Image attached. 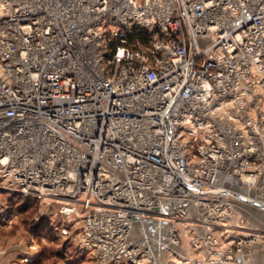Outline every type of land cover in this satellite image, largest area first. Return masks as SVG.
<instances>
[{"label": "built area", "instance_id": "built-area-1", "mask_svg": "<svg viewBox=\"0 0 264 264\" xmlns=\"http://www.w3.org/2000/svg\"><path fill=\"white\" fill-rule=\"evenodd\" d=\"M0 184L61 204L97 264H249L264 0H0Z\"/></svg>", "mask_w": 264, "mask_h": 264}, {"label": "rangeland", "instance_id": "rangeland-1", "mask_svg": "<svg viewBox=\"0 0 264 264\" xmlns=\"http://www.w3.org/2000/svg\"><path fill=\"white\" fill-rule=\"evenodd\" d=\"M25 200V196L16 191L0 189V221L7 224L0 226V240L8 244L21 242L23 251L27 247L37 252L35 259L31 262L25 259L23 263L97 264L91 253L81 247L75 223L60 213L61 204L32 200L23 207ZM246 217L251 227L264 232V209L253 207ZM148 227L150 230L152 226L148 224Z\"/></svg>", "mask_w": 264, "mask_h": 264}, {"label": "crops", "instance_id": "crops-1", "mask_svg": "<svg viewBox=\"0 0 264 264\" xmlns=\"http://www.w3.org/2000/svg\"><path fill=\"white\" fill-rule=\"evenodd\" d=\"M6 225L7 224H2L0 221L1 227H4ZM149 225L152 226L150 229L152 234L159 235V236L165 233V227L167 226L165 222H163V224H161L159 221H157L155 223H151ZM198 229L201 232H203V230H204L202 226H199ZM184 239H185L184 244L181 247H179V250L187 252V248H188L187 244L189 243V236H186V238H184ZM22 247H23V245H21V242L20 243H13L12 242L11 244H8V242L0 240V264H29V263H23L24 260L27 259L26 261L31 262L33 259L36 258L37 252H33L32 248L27 249V247H26V250L23 251ZM190 249H191L190 252H192L198 256H202V254L205 252L204 250L194 251L193 248H191V247H190ZM156 250H157L159 256L161 257V259L163 260L165 258V252H166L163 245H161V244L156 245ZM247 263H249V264H252V263L262 264V263H264V250H262L261 252L255 253L253 255H250L247 259Z\"/></svg>", "mask_w": 264, "mask_h": 264}, {"label": "trees", "instance_id": "trees-1", "mask_svg": "<svg viewBox=\"0 0 264 264\" xmlns=\"http://www.w3.org/2000/svg\"><path fill=\"white\" fill-rule=\"evenodd\" d=\"M152 39V34L149 32H146L145 30H136L132 34H130V41L134 48H143L146 44L150 43ZM25 203L23 207H27L32 200H34L31 197H26ZM36 201V200H35Z\"/></svg>", "mask_w": 264, "mask_h": 264}, {"label": "water", "instance_id": "water-1", "mask_svg": "<svg viewBox=\"0 0 264 264\" xmlns=\"http://www.w3.org/2000/svg\"><path fill=\"white\" fill-rule=\"evenodd\" d=\"M0 189H2V188H0ZM2 190H4V189H2Z\"/></svg>", "mask_w": 264, "mask_h": 264}]
</instances>
